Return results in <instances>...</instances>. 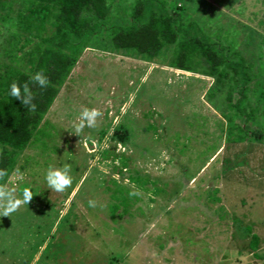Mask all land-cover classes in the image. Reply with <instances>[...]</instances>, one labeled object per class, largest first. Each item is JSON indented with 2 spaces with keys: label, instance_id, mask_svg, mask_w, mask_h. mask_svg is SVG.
<instances>
[{
  "label": "rangeland",
  "instance_id": "374dc122",
  "mask_svg": "<svg viewBox=\"0 0 264 264\" xmlns=\"http://www.w3.org/2000/svg\"><path fill=\"white\" fill-rule=\"evenodd\" d=\"M152 1L181 10L206 33L236 36L254 67L248 96L260 100L264 31L246 18L257 10L253 0ZM108 2L116 21L136 1ZM20 5L12 0L11 17ZM9 22L0 23L2 63ZM100 31L44 115L45 133L19 154L3 186L17 198L24 188L33 195L0 216V264H264L262 117L249 123L258 137L227 139L224 93L206 95L213 78L171 68L167 56L147 61L114 50ZM84 108L101 115L79 135L73 124ZM64 165L71 185L47 188L46 170ZM122 193L126 212L123 205L112 212Z\"/></svg>",
  "mask_w": 264,
  "mask_h": 264
},
{
  "label": "trees",
  "instance_id": "16d2710c",
  "mask_svg": "<svg viewBox=\"0 0 264 264\" xmlns=\"http://www.w3.org/2000/svg\"><path fill=\"white\" fill-rule=\"evenodd\" d=\"M108 1L20 0V7L11 17L12 0H0V23L10 21V38L4 51L9 62H0V169L6 171L0 177V186L6 183L19 154L45 133L40 127L44 115L79 55L89 46L90 38L100 30L108 32V43L114 50L133 53L147 61L167 56L166 65L171 68L213 78L206 95L211 100L215 92L224 93L226 111L222 115L230 123L227 139L242 142L258 137L249 123L260 125L259 117L264 123V83L260 84V100L254 103L248 96L253 63L237 48L236 36L224 31L221 39L219 29L214 34L206 33L195 20L184 21L181 10L168 9L163 4L153 6L152 0H135L129 12L113 21ZM229 3L233 5V0ZM253 4L257 10H250L246 18L264 31V0H253ZM261 39L260 55L264 53V34ZM263 66L260 60V69ZM35 72L47 78L45 87L30 80ZM13 82L18 87L27 84L34 109H27L19 99L8 95ZM262 100L260 108L258 102ZM117 199L112 212L119 205L126 212L127 195L122 193ZM258 241V235L252 234L250 246L257 247Z\"/></svg>",
  "mask_w": 264,
  "mask_h": 264
},
{
  "label": "clouds",
  "instance_id": "9594fccd",
  "mask_svg": "<svg viewBox=\"0 0 264 264\" xmlns=\"http://www.w3.org/2000/svg\"><path fill=\"white\" fill-rule=\"evenodd\" d=\"M30 80L38 84L41 88L45 87L48 83L47 78L41 72H35L30 76ZM8 95L12 98L19 99L21 103L27 106V109L32 110L35 105L32 103V93L29 91L27 84H22L19 87L13 82L8 89ZM101 113L96 109L84 108L81 110L78 122L73 124L74 133L79 134L87 129H94L97 123V117ZM90 139V138H89ZM70 169L67 165L63 167H49L44 174V181L47 188L56 192H63L72 183V177L69 175ZM6 171L0 169V177H4ZM15 189H7L0 186V216H10L17 210L19 205L23 202L28 204V201L33 195V191L29 188H24L20 193V198L15 196ZM129 195H139L137 192H130ZM90 207L95 206V202L88 201Z\"/></svg>",
  "mask_w": 264,
  "mask_h": 264
}]
</instances>
